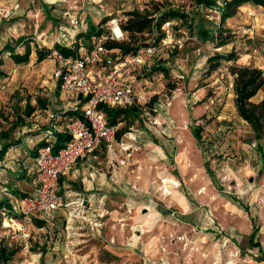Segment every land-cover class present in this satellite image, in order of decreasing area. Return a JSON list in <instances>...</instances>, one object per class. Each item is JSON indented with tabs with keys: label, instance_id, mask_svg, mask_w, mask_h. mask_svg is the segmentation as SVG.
<instances>
[{
	"label": "rangeland",
	"instance_id": "374dc122",
	"mask_svg": "<svg viewBox=\"0 0 264 264\" xmlns=\"http://www.w3.org/2000/svg\"><path fill=\"white\" fill-rule=\"evenodd\" d=\"M248 7L257 13L253 38L242 34ZM169 9L187 17L184 22L169 18L184 38L179 48L159 60L169 75L152 71L147 91L151 101L156 100L148 113L121 114L120 129L126 130L117 143L111 148L102 145L94 157L99 172L106 174L108 196L96 202L89 215L99 213L101 204L107 211L102 227L92 229L78 214L77 204L60 208L53 224L32 231L28 252L20 239H3L7 247L19 250L10 264H264L248 239L257 228L255 240L264 252V145L261 158L252 128L237 114L228 71L234 62L208 60L236 53L235 63L249 61L247 65L258 64L264 72V5L245 4L221 23L219 12L198 8L194 0H0V48L23 35L26 45L17 46V51L30 53L26 64L3 56L0 132L8 130L13 112L24 106L26 98L34 104L37 99L47 101L51 107L50 100L64 101L53 77V57L37 61L36 49H49L54 43L67 46L77 39L68 33L69 15L84 18L88 30L103 15L112 14L121 24L128 11L151 19ZM151 20L153 26L155 19ZM200 28L209 35L201 36ZM149 30L120 44L145 43ZM42 31L47 32L44 38ZM221 40L227 43L218 46ZM260 99L264 87L254 100ZM196 125L203 127L202 148L191 132ZM129 128L139 131L140 137L124 150L119 141L128 143L123 134ZM168 176L177 180L178 186L169 188L175 194L164 193L163 179ZM202 188L205 191L199 193ZM181 197L183 204L178 201Z\"/></svg>",
	"mask_w": 264,
	"mask_h": 264
},
{
	"label": "built area",
	"instance_id": "2783aa9c",
	"mask_svg": "<svg viewBox=\"0 0 264 264\" xmlns=\"http://www.w3.org/2000/svg\"><path fill=\"white\" fill-rule=\"evenodd\" d=\"M245 11L247 21L242 27V34L253 38L257 30V13L250 7ZM160 15L155 14L153 30L147 41L125 54L122 48L108 45L128 39V33L122 29L116 17L107 22L105 32L95 36L89 43L78 40V44L73 46L72 41L67 45L72 49L68 55L52 49L50 55L55 61L53 77L61 96L67 101L56 109L42 110L44 142L36 149L34 157V191L29 195L13 198L7 206L0 209V244L5 238L20 239L25 253L28 252L34 221L53 224L57 210L67 209L72 204L79 206L78 214L92 229L100 230L107 211H103L100 204L98 207L101 211L91 216L92 205L86 204L83 199L65 202L60 194L59 180L79 160L95 156L102 145L111 148L113 142H118L116 133L121 122L111 124L107 109L136 108L141 115L148 113L151 104L148 88L154 66L162 54L174 47L179 48L184 39L177 35L173 19H166L155 25ZM69 18L68 33L73 38L77 32L86 31L84 18L72 15ZM61 31L65 32L64 29ZM254 51L258 52L257 49ZM230 76L229 86L232 88L233 76ZM70 109L77 110L79 115L67 118L60 114L61 111ZM60 134L63 135L62 143L55 146ZM123 137L128 143L125 145L124 141H119L120 146L129 150L137 143L140 132L129 128Z\"/></svg>",
	"mask_w": 264,
	"mask_h": 264
},
{
	"label": "trees",
	"instance_id": "16d2710c",
	"mask_svg": "<svg viewBox=\"0 0 264 264\" xmlns=\"http://www.w3.org/2000/svg\"><path fill=\"white\" fill-rule=\"evenodd\" d=\"M254 4V5H264V0H194V5L206 8H210L212 10H215L216 12L220 13V21L221 23L225 22L227 19L232 18L236 11L241 8L245 4ZM127 19L126 22L121 23V27L124 31L128 33V39L131 38L133 40H136L135 36L137 34H144L145 32L153 30V26H151V19H154L155 16L151 15V19L146 17V14H141L137 10H132L126 12ZM112 14L103 15L101 18L97 19V24L90 25L88 30L85 32L79 31L76 35V40L72 43L73 46H76L78 44V40H83L84 42H88L92 40L95 36L98 34L105 32V26L107 22L112 19ZM169 18H178L182 19L181 21L184 22L186 15L178 10V9H169L167 12H162L161 15L158 17V20L155 25H159L160 22L169 19ZM154 25V24H153ZM201 36L205 37L209 35L207 30L200 28L199 30ZM179 36V35H178ZM160 38V37H159ZM130 42H135L131 41ZM157 39V38H156ZM25 37L23 35L19 36L18 38L5 42L2 47L0 48V78L5 76V72L2 69V66L4 65L3 56L4 54H8V56L12 59V61L15 64H26L30 60V53L28 50L24 52L17 51V46L26 45ZM145 40V39H144ZM141 43H144V41H137V46ZM227 43V40H221L218 46H223ZM108 45L111 47H119L123 49L124 54L128 52L129 50L136 47V45L129 47L127 45L123 46L120 43L117 42H111ZM45 47V46H43ZM43 47H37L36 54H37V61H42L45 58H47L52 49H57L64 55H68L72 49L69 46L65 45H58L57 43H54L51 48H43ZM237 54L231 53V54H216L208 60L210 62L214 61L215 63H218L219 61H233V64L228 65V71L233 76V90L235 93V107L237 114L246 121L250 127L252 128L254 132V138L257 141V149L260 153L261 158H263V145L262 142L264 140V99L255 101L253 98L257 95V93L263 89L264 87V72L261 68L255 67L252 65H239L235 63V60H237ZM217 65V64H215ZM154 71H162L164 72V75L168 76V71L166 68L160 64V61L156 63L154 66ZM174 88V86H172ZM59 91V87H57V92ZM156 100V97H153L151 103ZM36 104H31L30 98L25 99V106L22 110H18V108L13 112L14 119L12 120L11 126L8 128V130L0 132V141L3 143L0 146V155H4V153L7 151L9 147L13 145V143L10 142H4L7 138H9V132L14 130L18 126H22L25 124V119L29 117L32 112L38 107L39 109H46L49 108L50 105L47 104V101L44 102L40 99L36 100ZM107 116L111 124H116L118 121H120L121 114L126 117H136L138 116V112L136 108H126L123 110L118 109H107ZM60 114L62 116L71 118L76 117L79 115V112L77 110H67V111H61ZM126 129H120L116 133V138L119 139L122 135L123 131ZM202 126H192L191 132L194 136V139L196 140L197 145L202 148L204 142L202 137ZM63 137L62 134L58 135V139H61ZM42 139L40 140V143L38 147L43 143ZM1 143V142H0ZM37 147V148H38ZM204 166L206 168L207 173L210 175V177H213V171L209 167L208 162H204ZM60 183V181H59ZM233 202H237L236 199L231 198ZM8 203L6 201H1L0 203V209L3 206H7ZM184 218V216L182 217ZM1 221V217H0ZM36 223V224H35ZM34 225L38 228H43L44 226H48L42 221L35 220ZM257 232V228H254L253 231L249 234L248 239L251 246L257 247L260 252V260H264V252L262 250L261 244L259 241L255 240V234ZM19 250L17 248H9L6 246L5 242H2L0 244V264H10L13 257Z\"/></svg>",
	"mask_w": 264,
	"mask_h": 264
},
{
	"label": "crops",
	"instance_id": "0c3cea01",
	"mask_svg": "<svg viewBox=\"0 0 264 264\" xmlns=\"http://www.w3.org/2000/svg\"><path fill=\"white\" fill-rule=\"evenodd\" d=\"M249 63V61L242 63L239 59L236 64L247 65ZM253 66L260 67L258 64ZM66 101L64 98L63 102L58 100L57 103L50 100V103L56 109ZM33 102L31 101V104H34ZM53 107L49 106V108ZM42 110L44 109L37 107L25 119L24 125L13 130L12 138L4 140L5 142L11 141L13 145L3 156H0V203L1 201L9 203L13 198L29 195L34 191V157L40 140L43 138ZM61 141L62 139H58L55 146L61 144ZM97 152L95 156L79 160L67 175L60 178L59 188L65 202L83 199L88 200L86 204L91 203L92 208H95L96 202L107 198L106 174L103 171L99 172L94 160ZM36 229L40 228L34 225L33 230Z\"/></svg>",
	"mask_w": 264,
	"mask_h": 264
},
{
	"label": "bare ground",
	"instance_id": "6f19581e",
	"mask_svg": "<svg viewBox=\"0 0 264 264\" xmlns=\"http://www.w3.org/2000/svg\"><path fill=\"white\" fill-rule=\"evenodd\" d=\"M49 1H51V2H54V0H49ZM46 34H47V32H45V31H42L41 32V34H40V38H44V36H46ZM183 143V142H182ZM187 145L188 146H190V143H187ZM163 183H164V185H165V191H164V193L165 194H172V193H174L175 194V192H176V190H172V191H170V189L169 188H171V185L173 186V187H177L178 185V183H177V180L175 179V178H173L172 176H168V177H166V178H164L163 179ZM203 191H205V188H202L200 191H199V193H202ZM179 200V203H181V204H183V198L181 197V198H178ZM150 211H152L151 209H150Z\"/></svg>",
	"mask_w": 264,
	"mask_h": 264
}]
</instances>
